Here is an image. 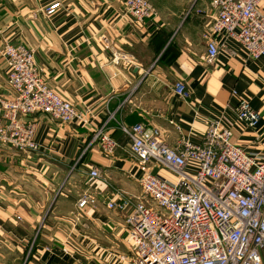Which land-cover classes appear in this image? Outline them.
Segmentation results:
<instances>
[{
  "label": "crops",
  "instance_id": "0c3cea01",
  "mask_svg": "<svg viewBox=\"0 0 264 264\" xmlns=\"http://www.w3.org/2000/svg\"><path fill=\"white\" fill-rule=\"evenodd\" d=\"M123 1L0 0V93H7L2 49L7 42L24 45L89 120L64 124L39 117L36 152L0 143V264H122L130 249L126 215L109 209L106 199L120 191L139 196L143 170L119 123L153 125L174 143L181 134L202 141L209 123L219 120L238 145L264 147V57L249 58L229 39L207 63L203 34L214 14L211 0H151L158 15L143 23L124 14ZM54 3L60 7L48 14ZM113 49L131 55L134 64H112ZM180 79L185 96L175 92ZM242 98L262 113L257 129L238 117ZM102 127L118 143L115 154L93 141ZM94 167L101 177L89 186L98 200L79 210Z\"/></svg>",
  "mask_w": 264,
  "mask_h": 264
},
{
  "label": "built area",
  "instance_id": "2783aa9c",
  "mask_svg": "<svg viewBox=\"0 0 264 264\" xmlns=\"http://www.w3.org/2000/svg\"><path fill=\"white\" fill-rule=\"evenodd\" d=\"M261 2L210 1L214 14L203 34L208 64L216 61L229 39L240 43L249 58L264 57ZM59 7L54 3L47 13ZM123 9L140 23L158 15L151 0H124ZM101 37L110 47L109 38ZM2 53L7 64V93H0L2 145L24 153L39 151L36 132L41 116L64 124L76 120L89 124L73 101L51 84L33 49L7 42ZM112 55L114 65L134 64L128 53L113 49ZM175 92L186 95L183 80L176 82ZM236 111L249 129L259 127L262 113L250 101L240 99ZM120 126L143 170L139 196L120 191L106 199L109 209L126 215L130 249L122 264H264V147L251 151L238 145L232 130L219 120L209 123L200 142L181 134L170 143L157 127L144 122ZM177 128L181 131L180 125ZM93 141L109 155L118 148L103 127ZM155 165L175 178L154 172ZM100 177L99 167L88 172V187L77 200L79 210L97 202L89 183Z\"/></svg>",
  "mask_w": 264,
  "mask_h": 264
},
{
  "label": "rangeland",
  "instance_id": "374dc122",
  "mask_svg": "<svg viewBox=\"0 0 264 264\" xmlns=\"http://www.w3.org/2000/svg\"><path fill=\"white\" fill-rule=\"evenodd\" d=\"M152 2V1H151ZM154 5V4H153ZM155 6V5H154ZM165 50V49H164ZM166 51H163V53H162V55H161V57H163V55H164V53H165ZM161 57H160V59H161ZM121 123H119V128L121 129ZM122 130V129H121Z\"/></svg>",
  "mask_w": 264,
  "mask_h": 264
}]
</instances>
